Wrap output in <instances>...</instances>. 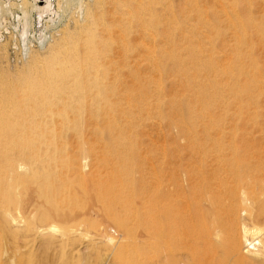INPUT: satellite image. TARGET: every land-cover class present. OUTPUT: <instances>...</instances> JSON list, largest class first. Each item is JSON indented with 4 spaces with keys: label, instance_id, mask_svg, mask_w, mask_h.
Returning <instances> with one entry per match:
<instances>
[{
    "label": "rangeland",
    "instance_id": "obj_1",
    "mask_svg": "<svg viewBox=\"0 0 264 264\" xmlns=\"http://www.w3.org/2000/svg\"><path fill=\"white\" fill-rule=\"evenodd\" d=\"M125 1L123 0H65V1L60 0L62 8L60 12H58V14L51 16L52 17L51 21L47 22L48 25L46 27L47 30H45L46 28L44 29L45 26L44 21L35 23V21H33V16L35 14L34 12H30V14L32 15V18L30 16V28L28 29L27 35L21 37L20 33L22 30L21 28H18V26L21 25L19 23L20 21L19 19L22 17V11L20 7H18L20 2L17 0H8L9 4L7 8L4 9L5 15H3V17H0V97L5 95L3 94V92L5 91L7 92V90H9L8 88H10L11 90L7 92V94L13 92L18 93L19 92L18 89L21 86H25L23 83H25L26 78H28L31 75L32 71L34 72L37 71L38 73L42 72L40 74L41 77L43 73L45 75V72L48 69V68L46 69L47 66L46 62L49 61V59L48 60H44V59L49 58L51 54L54 53V50L56 48L62 46H64L65 48H70V47L75 48L77 46L76 47L77 53L79 52L81 54V51H83V49L85 48L83 45L87 43L85 42V40H87L86 34L88 35L89 33H92V35L94 36L93 37L94 43L96 42L95 44L96 45L98 44L97 46H99L100 49H102V51L105 54L106 59H104L105 60L104 63L107 72L103 80L105 81V85L108 90L107 100L111 105L113 104V111L111 109L110 110L111 112H109L107 116L106 113L108 112V110L105 111L106 113L104 115V112L101 113L100 111L97 112L96 110H95L96 112H94V110L92 112L91 109L90 111L86 110L89 107L88 106L85 107L86 106L85 105L84 106L85 110L84 109L82 110L83 113L81 112V115H79V117H76V115L74 114L75 111H73V113L71 112V114H69L70 113L69 112L68 116L70 115L69 116L70 123H67L64 126L60 125L61 127L59 126V124L58 125L56 124V126H59L58 129L57 128L55 129L56 126L50 128L49 124L46 123L48 125L47 128L51 130V132L49 133L48 131H43L47 129L45 123H43L44 125L42 124V126L40 124L43 122V121L41 122V120H43V118H41V114L37 113L35 115V111L32 110L29 106L22 105L20 106V108L14 107L15 109L14 108L11 109L12 105H10L11 108L9 106L7 107L10 108V113H9L8 109L3 110L2 108L4 107L2 106L4 105H1L0 120L3 122V124L4 122L5 124L8 122L9 123L7 124L8 126L7 127L8 131H7L1 129L2 123L0 121L1 123L0 149L1 148L7 149L8 147V150L10 151L15 150L17 152L20 149L14 148L13 143L15 144L16 142H20L23 144V148H24L23 151H26L25 153L28 152L31 153L32 151L33 152L32 155L33 156L35 155V157L37 155L39 156L43 154L45 156H41V158L54 157L56 159L55 156L57 155V158H60V160L62 159L61 164L60 161H58L60 167H62V164L66 165L69 163L71 165L73 164L72 167L75 165L73 167V172L75 171L77 172L79 168L83 169V172H81V174L83 173L82 175L81 174L79 175V172L78 173L75 172L74 174L71 170V174L73 173L72 179L73 178L76 179H75V184L73 182L74 179L73 180L71 179V182L69 181V183L71 184L73 182L71 184L72 186L77 187L80 185V187L84 188L83 182L84 183L87 182L88 187L85 184L86 189L88 190L90 189L91 191L94 192H97V189H100V191L103 190L102 191L104 198L103 202L105 203L106 202L108 203L110 201L111 195L113 193L122 189L130 188V191L133 192L135 191L134 192L135 194L137 192L138 193L137 195L139 196L142 195L146 197L147 196L146 191H148V188H150L149 185H151L150 182L152 180L150 179H152V175L157 174V176H160L161 173L163 174V172L164 174L166 172L168 173L170 172L169 173L170 175L174 173L172 176L176 175L175 176L176 178L171 176L174 182L179 181L178 183H182V184L184 183V181L187 180V176H189V174H192V178L195 175H197V172L198 174L201 172L200 174L203 173L208 175L209 173L211 175L212 169L216 167L215 163L217 161L214 156L218 155L216 152L218 149H219L218 151L219 155L222 152L223 156L227 154V156L225 155V157L227 158L228 156L231 157L230 156L231 153L234 154L235 158L233 157V160L234 161L237 160L238 163L241 165L246 164L248 162L246 166L244 165V167L243 166L241 167L244 169L245 167H248L246 169L251 174L260 176V174L258 173H261V171L260 172L258 171L259 168H256L257 169L256 170L255 166L262 167V165L260 164L261 162L260 160H262L263 151H264V132H263L264 109H262L264 108L263 106L264 98L261 95L262 88H261V78H260L262 77V73L264 70V0H141L142 2L140 0L139 1L132 0V2L131 0H125ZM129 1L130 4H128ZM133 2H136L137 4ZM144 2H146L147 4ZM125 3L126 6L128 5V8H124L123 5H125ZM129 6L131 7V9ZM137 6L138 8L136 9ZM140 6L141 8L142 7L143 8L141 9ZM29 8L31 9V7L29 6L25 8L26 11L28 9L27 12L30 11ZM120 9L121 10L123 9L122 12L125 10L127 15L130 14L129 13L130 11L135 12L138 9L140 10L136 12V14L140 12V14L138 13L140 16L136 15L134 12L130 14L131 16L134 13V15H132L133 22L130 24H127L128 22L125 23L128 25V28H126L128 29V31H125L126 29L124 30L122 28L125 32L119 30L120 26L121 27L124 26V28L127 27L126 25H124V23L122 24L120 22L121 19L119 16L121 15L120 13H122L120 12L121 11ZM153 10L155 11L153 12ZM117 12L119 13V16ZM148 12H152V13L148 15L149 14ZM142 14L144 15L146 14L148 17L150 16L149 18L151 20L153 19V21L151 22L152 23L154 22L153 24L155 28L153 26L152 27L153 30H151L152 28L151 29L147 28V29L151 31L152 34H154L156 37L153 39L155 41L152 40V42H155L154 46L152 42H151L152 45L150 44L149 41L150 39H148V37L146 36L147 29L145 28V26L148 27V25L144 24L145 26H143V23H141L142 25H140L139 23L144 19ZM147 16H146L147 18L146 21H144L145 20L144 19L143 22L148 23L150 21ZM152 16L153 17L156 16V18L155 17L152 18ZM157 16L159 17L158 19ZM138 17L140 18L139 21L137 20ZM118 23L119 25L120 24L121 25L119 26ZM98 24L99 26H97ZM32 25L34 28H32ZM130 25H131V30L129 29ZM117 32H121V34L129 32L128 34L126 33L127 36L129 35L128 39L126 38L124 39L125 34L119 35L120 37L123 36L122 38H119L121 41L122 39L124 40L121 43L125 42V44L127 45L129 42L127 47L125 44L124 45L122 44L123 46H125L124 47L125 51L120 49V47L123 48V46L120 45V41L119 39H117L119 37ZM142 32L144 33V37H142L143 36ZM41 34H43L44 36ZM95 35L97 37H95ZM101 46L104 47L102 48ZM146 46L149 49L154 47L152 53L153 52L155 53V57L153 58L154 61H152V65L151 63H149L151 62L150 61L151 57L149 56L148 58L149 53H146L147 51ZM166 49L168 52L166 51ZM170 50L173 52H171ZM160 51L163 55L160 53ZM124 53L125 55H123ZM80 56H82V54ZM33 58H37L38 60L40 61L42 60V61L37 64L38 69H33V70L30 69V71H28L30 67L29 62ZM182 58L185 64L183 63ZM191 62L194 63L196 62L198 65L197 75H199L198 76L199 78H195V79H199V80L201 79V83L202 81H204L203 83H205V81L208 78L211 80H216L217 82H219L221 79L222 82L228 84L227 87L228 89H231L233 85L231 87L229 85L234 83L235 87L233 88L235 89L233 88L231 90H228L227 88H223V89L217 88V89H219L218 90L219 93L221 92L223 94L221 96L223 98L227 96L230 102L233 100V95L235 94L234 92H236L238 99L234 101H237L235 103H238L242 100V102H244L241 103L243 106L242 107L243 110L241 108L238 109L235 106H234L235 109H230L233 106H229V108L227 107L225 108V106L220 107V105L218 107L215 106L212 109H203V110L195 109L197 108L196 107L197 104L196 103L194 104V102L196 101H193V98L190 99V96L188 97V95L192 91V88L190 89L189 87L185 86L187 82L194 81V80L192 81L190 77L188 78L186 76V74L188 73L190 74L192 72L189 69L190 68L189 66H191ZM180 63L182 64L181 67L179 65ZM184 65H186V67ZM181 68H183L182 70L184 71V73L182 72ZM47 74L48 71L46 72V75ZM183 74H185L184 76L188 80L185 81ZM154 78L160 79L161 83L159 84L160 86L158 85L159 88H157V90L160 91V96L161 94L162 96L164 95L163 97L167 95L166 96L167 98L166 97L164 98L166 100L163 101L162 98L161 100H158L160 101L158 104L160 107H158L156 104L158 103V101L155 99L156 103L153 102L154 99L151 97L152 95L154 97L156 95V93L152 94L151 92L152 91L151 89L153 87H154L153 90L155 89V92L157 93L159 92L156 91V86H154L155 84L153 85V82L155 80ZM12 88H14V90ZM15 89L18 91L16 92ZM207 89H209L207 90L208 92L210 93L213 92L212 88L209 87ZM146 90L148 91L146 92ZM140 91L141 92L143 91L142 92L143 94H141ZM226 92H229V96L228 93L226 95ZM192 94L193 93L191 92V95ZM20 95L21 94H18L17 97ZM180 96L182 97L179 98ZM230 97L232 98L231 100ZM3 98L5 97H1L0 100L1 99L3 100ZM176 100L178 102L182 101L181 103H179L181 106L175 102ZM185 102L186 103L188 102L191 105V107H195L193 110L189 109L191 111L190 112L191 114L189 112L187 113L184 110H183L184 113L182 111L181 113H179L180 109L181 110L185 109V104H186ZM152 103L156 104L155 106L158 107L157 108L158 110L157 109L155 110L156 108L155 106H154L155 108H153L154 104ZM160 103L162 104L160 105ZM151 105L152 108H150ZM142 107L144 108V110L142 109ZM131 110L133 111L131 112ZM196 110L201 111V113L197 112ZM206 110L209 111L210 113H207ZM154 111L157 114H155ZM128 113L130 115H128ZM182 113L184 116L188 114V116L185 117L186 121H183L185 119L182 117ZM148 114L150 116H148ZM71 115L75 117V120L74 117H72ZM180 115L183 120H180L179 117ZM190 115L194 116V118L191 117L189 119ZM195 115L197 118L195 117ZM203 115H205V117ZM208 116H212V117H209L210 118L209 119ZM3 117L5 118L3 119ZM203 117L206 118L207 121L206 119L204 120ZM125 118L128 120V123ZM104 119H106V121L107 120L110 121V123L108 124L110 125V128L115 126L113 122L114 123L117 122L116 125L118 126H115L116 130L113 131L114 136H116L115 138L117 140L116 139L113 140L112 138L109 139L114 141V142L111 141L114 145L113 144L111 145V142L108 141V138L106 136L108 134L107 132H109L110 129L107 128L108 125L107 123L105 124ZM195 119L196 121H193ZM210 120H212L211 121L212 124L210 123ZM201 121L202 123H200ZM203 122L206 123V128L204 125L205 123ZM183 123L188 124V127L187 126L185 127ZM192 123L194 124L200 123V124L197 125L195 124L194 126V124ZM104 124L106 126H103ZM13 125H15L16 128H14ZM9 126H12L13 129L12 131ZM14 129L15 132H13ZM59 129L62 130L60 131ZM52 130L56 131L55 132L56 137L54 136L55 133ZM37 131L40 133L36 134ZM47 132L49 133V135L52 133V136L50 135L51 137L50 139H47L49 138ZM119 132L120 133L122 132L121 133L122 135ZM128 132L131 133L129 134ZM42 133L45 135H43ZM103 133L106 134L104 135ZM123 133L125 135H123ZM120 135L123 136V138L126 135L128 137L130 136L129 138L131 139H129L126 136L125 139L128 138L126 141L125 139L121 138ZM122 140H124V142ZM129 141H131L130 145H128ZM4 143L7 144V145L5 144V148L2 147L4 146ZM10 143L12 144V147L8 146L11 145ZM25 146H29L30 148L29 147L25 148ZM31 146H33V148ZM20 148H22V146H20ZM28 148L31 151H29ZM25 149H27L28 152ZM50 150L51 151L54 150V151L51 152ZM40 151L41 153L39 154ZM49 152L51 155H49ZM83 152L86 153L83 154ZM24 155H20L22 158L21 161L24 162L25 160L24 163L27 164L28 158L26 157L28 155L27 154L25 156ZM235 155L237 156V158ZM13 156L17 157L18 154H15ZM199 158H201V163H199L200 162ZM242 159L244 161H242ZM218 162L216 163L217 166H218ZM84 164L87 167H84ZM212 164L214 165V167H212L213 166ZM249 166H251V168H249ZM252 166L254 168L253 171L251 170ZM111 168L115 170H112ZM183 170L185 171V173ZM209 170L211 171L209 172ZM153 171L155 174L153 173ZM254 171L256 173H253ZM23 174H21V182L25 181L26 179L25 177H27L26 172ZM110 174L111 177H109ZM75 175L76 177H74ZM76 180H78L79 182L78 181L76 182ZM80 180H82V182ZM80 182L82 185L80 184ZM130 184L132 188L131 186H129ZM26 186L23 184L22 187H24V189L20 186L21 189L20 190L21 193L19 192V195L21 196V197L19 196L21 198L20 200L23 199L22 201H24V203H28L27 205H30V203L34 204L36 202H41V199H39L38 197L40 193L38 192L37 189H35L36 185L32 184V186L35 187L34 188L35 190H33L34 192L31 191L30 189L32 188V186H30V188L29 185L28 187ZM25 188H29L30 190ZM44 188L42 190L46 192L48 189L47 187ZM23 191H25L26 193ZM35 196L37 197L35 198ZM90 196L88 198L89 202L91 201V203L95 205L94 202L95 200H92L93 196H91V199ZM56 198L62 199V197L60 196H57ZM59 201L57 202V200H55L50 203H44V202L36 203V206H34L35 209L33 208L35 212L33 210H31L33 211L31 213L30 211L25 212L24 217L27 216L29 217V219L27 218L24 223L25 227H23L22 230L24 229L25 230L23 231L24 233L20 235V241L18 239V245L20 248L19 250L20 254L18 260L20 264L23 263L24 264H57V263L60 264V261L62 264H85V263L113 264L116 258H119V260L121 261L124 259V255L127 256L129 253H138V251L140 253H143V251H146L148 249V244H146L147 240L145 238V235L143 234L144 231L140 230L142 228L140 227L138 228L137 225L138 219H139L138 221H140L138 224H140L141 222L143 223H141L140 225L145 226L147 224L148 208L146 206V203H144V205L142 206L139 205L137 207L138 212L136 211L135 214L134 212L119 214V216H121L122 219H127L129 223L130 222L133 223L130 224L131 226L133 225L132 226L133 232H135L133 233V235L131 236L129 235L130 237L129 236L120 237L121 236V235L119 236L120 232L118 228L115 226V224L114 223L112 224V221L110 219L111 217L110 218L107 217L108 213H115V211H113L112 209H110L109 211V209L106 207L105 210L104 208L101 209L99 207L100 209H98L95 207V210H93V212L92 210L91 211L89 210L92 207H89L88 209L89 211L86 210L88 212V213L86 212V214L88 215H85L84 217L86 221L78 220L67 223H64L63 221L62 224L60 223L61 221L60 222L57 221L58 223L56 221L54 222L49 221L48 223H45L43 220H41L42 211L43 213H45L47 211L46 208L49 204L52 205V206L51 205L48 206L50 207V209L52 207L56 208L60 206ZM43 203L44 205L46 204L48 205H46V207L43 208L42 207L43 205L40 206ZM37 204L39 205V207ZM37 209L40 210L37 211ZM26 213L28 214L26 215ZM240 214L241 215L239 216V223H240L239 226H241L242 223H245L246 225L252 224L250 220H247V215H246L247 213L245 214L246 216L243 215V213ZM135 215L138 219L135 217L136 221L135 220L133 221H135L136 223L131 220L134 218ZM240 220L242 223L240 222ZM31 221L34 223H32ZM27 224L28 225L30 224L29 226L35 228V230L33 228L30 229V227ZM135 225L137 226V228L135 227ZM39 226H56V227L58 226L59 228L57 227L55 231L60 232V234H63L62 232L64 231H65L64 233L66 234L67 232L72 231L74 229L77 230L80 229V230L76 235L77 237L71 236V238L66 237L65 234L60 235L59 233L56 234L53 233V235L55 234L56 236L58 234V238H56V236L51 235L52 233L50 232L44 231V233H42L41 230L42 229L45 230V229L44 227L39 229ZM71 227L74 228L71 229ZM134 227L137 229V231H135L136 229ZM1 229L2 228L0 226V233H1L0 264H5V263L8 264L7 260L9 257L7 256L9 255L10 249L7 248L8 246H6L7 237L5 233L1 232L2 231ZM27 229L28 230L30 229L29 231H33V230L34 231L29 232ZM38 229L40 230V232ZM86 233L88 234L86 235ZM94 234H96L97 236H95ZM43 235H45V237ZM107 235L113 236L116 239V241L119 240L117 248L114 249L110 244H107L105 242L104 237H106ZM134 235L137 236L133 237ZM93 236L95 238L97 237V239L99 240L97 239L95 240ZM118 236L120 238H118ZM54 237L56 238L55 241H54L55 239ZM57 239L59 240L57 241ZM67 239L70 240L68 241ZM48 240L51 241V244L48 243L49 245L45 243ZM42 244L43 245L46 244V246L48 245V247H46L45 245L43 246ZM61 244L63 246H61ZM241 247L244 248L245 245L242 244ZM70 249L73 251H71ZM112 253L113 254L117 253L116 257ZM120 253H122L123 256H120ZM107 257L109 259H107ZM119 260L117 259L114 263L119 264ZM235 262L233 260L227 259V262L225 264H239Z\"/></svg>",
    "mask_w": 264,
    "mask_h": 264
},
{
    "label": "bare ground",
    "instance_id": "obj_2",
    "mask_svg": "<svg viewBox=\"0 0 264 264\" xmlns=\"http://www.w3.org/2000/svg\"><path fill=\"white\" fill-rule=\"evenodd\" d=\"M17 1L20 2L18 7H20V9L22 11V17L19 19L20 23H21V20H22L21 24L23 26L22 31L20 33L21 37H24L25 35H27L28 29L30 28V16L32 18V15L30 14V12H34V14H35L34 15L35 18L33 16V21H37V22L44 21V24H45L44 29H45L48 26L47 22L51 21V18H52L51 16H54V15L58 14V12H60V10L62 8L60 0H17ZM27 1H29V2H27ZM123 1H125V0H123ZM131 2H132V0H131ZM133 3L137 4L136 2H133ZM144 3H146V2H144ZM151 3H152V1H151ZM123 4H124V2H123ZM128 4H130V1H129ZM28 6L31 7V9L29 8L30 9L29 12H27L28 9H27V11L25 9ZM123 6H124V8H128V5L126 6V3ZM148 6H150V5H148ZM152 6H154V5H152ZM55 7H56V10H55ZM137 8H138V6L136 7V9ZM140 8H141V6H140ZM130 9H131V7H130ZM152 9H154V8H152ZM122 10L120 12H122ZM137 11H135V12L132 11V12H134L136 14ZM154 11L155 10H153V12ZM132 12L130 11L129 13L131 14ZM134 13L132 15H134ZM138 13L140 14V12H138ZM138 13L136 15H139ZM148 13H149L148 15H150L152 12H148ZM120 14L121 15L119 16V13H118V16L121 19L120 22L122 24L124 23V25H126L127 27H125V28H124V26L121 27L120 26L121 24L119 25V23H118V25L121 28V29L119 28V30L122 31V32L128 31V29H126V28H128L127 24H130V23L133 22V19H132L133 16L132 15L130 16V14L127 15L125 10L122 13H120ZM142 15H143V18L145 19V20L144 19L143 20L146 21V19H147L146 16L147 15L146 14L145 15L142 14ZM136 17H134V18H136ZM154 17L156 18V16H154ZM154 17L152 16V18H154ZM158 18L159 17L157 16V19ZM44 19H46V20H44ZM137 20L139 21L140 18L138 17ZM143 20L140 21L139 23H140V25H142L141 23H143V26H145L147 24L148 27L145 26L146 29L147 28L151 29L154 26V24H153L154 22L153 23L151 22V21H153V19L151 20L149 18L150 21L148 23L147 22H143ZM97 22H100V21H97ZM125 23H127V24H125ZM252 24H253V21H252ZM97 26H99V24ZM122 28L124 30L125 29L126 30L124 31ZM154 28H155V26H154ZM129 29L131 30V25H130ZM148 29L146 30V32H147L146 36L148 37V39H150L149 40L150 44L152 45V43H153V46H154L155 42H152V40L154 38H156V37ZM45 30H47V28ZM151 30H153V28ZM117 33H118V36L121 34V32H117ZM126 33H124L125 35L121 34V35H124V39L125 38L128 39V37H129V35L127 36ZM41 35H43V34H41ZM86 36H87V38H86L87 40H85V42H87V43H85L83 45L85 48L83 47L84 49H83V51H81L82 56H80L81 54L79 52L77 53V48H76L77 46L75 47L76 49L73 48V47L72 48L71 47L70 48H65L64 46L58 47V48H56L54 50V53L51 54V56L49 58L44 59V60H48L49 59V61L46 62L47 66H48V67L46 66V69L48 68L47 69V71H48L47 75H46L47 71L46 72L43 71V72H45V75L43 73L42 77L40 75L42 72L38 73L37 71L36 72L32 71L31 75L28 78H26L25 83H23L25 86H21L22 85L21 84L20 85L21 87L20 88L18 87L19 88L18 89L19 90L18 93H14L13 92L14 94L13 93H8L7 94V92H9L11 89L8 88L9 90H7V92L4 90L6 93L3 92V94H5V95L1 96V97H5V98H3V100L1 99L2 101L0 100V103H2V104H0V106L4 105L2 107H4L5 109L4 108H2V109L3 110H7L8 109V112L10 113V108H11L10 105H12L11 109H13L14 107L15 108H20V106H22V105L23 106H29L32 110L35 111V115L37 113L41 114V118H43V120H41V119L40 120H41V122L42 121L43 122L40 123V124L42 126V124L45 123L46 128L48 127V125L46 123L49 124L50 128L53 127V126H56V124L57 125L59 124V126L60 125L64 126L67 123H70V117H69L70 115L68 116V113L70 112L69 114H71V112L73 113V111H75L74 114L76 115V117H79V115H81V112L83 113L82 110L84 109L85 105H86L85 107H87V106L89 107L86 110L90 111V109H91L92 112H93V110H94V112H96V111L97 112L100 111L101 113L104 112V115L106 113L105 111H107V110H108V112L106 113V115L109 114V112H111L110 111L111 109L113 111V104L111 105L109 103V101L107 100V95H108L107 92H108V90L106 88L105 81L103 80V78L105 77V74L107 72L106 69H105V63H104L105 62L104 59H106L105 58V54L102 51V49H100V47L97 46L98 44L96 45L95 44L96 42L94 43V41H93V37L94 36L92 35V33H89L88 35L86 34ZM95 37H97V36L95 35ZM122 37L119 36L117 39L122 38ZM142 37H144V33H143ZM113 38H114V36H113ZM94 40H95V38H94ZM119 41H120V45H122V44L124 45L125 44V42L121 43V42L124 41L123 39H122V41L119 39ZM153 41H155V40H153ZM169 41H170V39H169ZM128 44H129V42H128ZM62 45H63V43H62ZM127 45H126V47H127ZM240 45H241V43H240ZM101 47L103 48L104 46H101ZM124 47L125 46H123V48ZM148 47L146 49L148 52L146 51V53H149L148 58H149V56L151 57V60H150L151 62H149V63H151V65H152V61H154L153 58L155 57V53L154 52L152 53L154 47L151 48V46H150L151 49H149ZM123 48L120 47L121 50L125 51V48L124 49ZM128 50H127V52H128ZM166 51H167V49H166ZM127 52H126V54H127ZM171 52H173V51H171ZM121 53H123V52H121ZM160 53H161V51H160ZM123 55H125V53ZM182 60H183V58H182ZM41 61L38 60L37 58H33L29 62V66L30 67H29L28 71H30V69H32V70L33 69H38L37 64L39 62H41ZM181 63H182V61H181ZM181 63L179 64L180 67L182 65ZM183 63H184V60H183ZM209 63H211V62H209ZM184 66L186 67V65H184ZM189 67H190L189 69L192 72L190 74L189 73L186 74V76L188 78L190 77L192 79V81L193 80L194 81L193 82L189 81L190 83L187 82L186 85H185V83H186L185 82L184 85L189 87L190 89L192 88L191 92L193 94L191 95V92H190V94L189 95L187 94V95H188V97L190 96V99L193 98V101H196V102H194V104L195 103L197 104V106H196L197 108L191 107V105L188 102L187 103L185 102L186 104L185 103L184 104H185V109L186 110L185 109H182V110L180 109L179 113H181V111L183 112V110L186 111L187 113L188 112L190 113L191 111L189 109L193 110L194 108L197 109V110L212 109L213 107H215V106L218 107L219 105H220V107L221 106H225V108L226 107L229 108V106H233L230 109H235L234 106L236 108H238V109L239 108L242 109L243 106H242L241 103H244V102H242V100H241L240 102L235 103L237 101H234V100L238 99V97L236 95V92H234L235 94L233 93L234 94L233 95V100L231 102L229 101V98L227 96H225L224 97L225 99H224L221 96L223 94L221 92H220L221 94L219 93V91H218L219 89H223V88H227L228 87L227 83L222 82L221 79H220L219 82H217L216 80H211L209 78L205 81L206 84L203 83L204 81H202V83H201V79L200 80L199 79H195V78H199L198 77L199 75H197V73H198V65H197V63L196 62L195 63L191 62V66H189ZM183 68H181V70ZM212 70H213V68H212ZM158 71H159V69H158ZM128 72H129V70H128ZM182 72L184 73L183 70H182ZM188 72H189V70H188ZM131 73H132V71H131ZM184 75L185 74H183V76ZM159 77H160V75H159ZM184 78H185V76H184ZM260 78H261V88H262V94L261 95L264 98V70H263V73H262V77H260ZM157 79L154 80L153 85L155 84L154 86H156V91H159V90H157V88H159L158 85L161 82H160V79H158V80ZM108 80H110V79H108ZM186 80H188V79L185 78V81ZM172 83H174V82H172ZM229 86L230 87L232 86L231 89L233 87H235L234 83L229 85ZM209 87L212 88L213 92L210 93V92L207 91V90H209V89H207ZM153 88L151 89L152 90L151 91L152 94L156 93V95H155L156 98L153 95L152 96L150 95L154 99L153 102L156 103L155 99L158 101V100H161V98L163 99V101L166 100L164 98L167 95L165 97H163L164 95L162 96V94H161V96H160V91L157 93V92H155V89L153 90ZM217 88H219V89H217ZM12 89L14 90V88H12ZM231 89H228V90H231ZM233 89H235V88H233ZM18 90H16V92ZM147 91L148 90H146V92ZM142 92L140 91L141 94H143ZM227 93H228V96H229V92H226V95H227ZM3 94H1V95H3ZM18 94H21V95L17 97ZM231 95H232V92H231ZM182 96H180L179 98H181ZM131 97H133V96H131ZM114 99H116V98H114ZM231 99L232 98L230 97V100ZM151 101H152V99H151ZM159 102L160 101H158V103H156L158 107H160L158 105ZM175 102L178 103V105H180L179 103H181L182 101L178 102L176 100ZM171 103H173V102H171ZM152 104H154V103H152ZM156 104L153 105V108L156 107L155 106ZM161 104L162 103H160V105ZM8 106L10 108H7ZM263 106H264V104H263ZM158 107H156L155 110ZM150 108H152V105H151ZM142 109L144 110L143 107H142ZM145 109H148V108H145ZM262 109H264V108H262ZM115 110H116V108H115ZM150 110H148V111H150ZM163 110H164V107H163ZM11 111H13V110H11ZM19 111H20V109H19ZM132 111L133 110H131V112ZM197 112L201 113V111H197ZM206 112L210 113L207 110H206ZM183 113H182V117L185 119V117L188 116V114L186 116H184ZM46 114H48V115H46ZM149 114H151V113H149ZM149 114H148V116H150ZM155 114H157V113L155 112ZM128 115H130V114L128 113ZM133 115H134V113H133ZM209 115H211V114H209ZM4 116H6V115H4ZM42 116H44V117H42ZM176 116H177V113H176ZM203 116L205 117V115H203ZM72 117H74V116H72ZM179 117H180V120H183L181 118V115ZM191 117L194 118V116L190 115L189 119ZM195 117H196V115H195ZM206 117H207V115H206ZM209 117H212V116H208V118ZM4 118L5 117H3V119ZM205 119L206 118H204V120ZM74 120H75V117H74ZM76 120H77V118H76ZM102 120H103V118H102ZM104 120H105L104 121L105 124L107 123V125H108L110 123V121H108V120L106 121V119H104ZM112 121H114V120H112ZM126 121L128 123L127 119H126ZM183 121H186V119L183 120ZM193 121H196V119L193 120ZM206 121H207V119H206ZM211 121L212 120H210V123L212 124ZM1 123H2L1 129H4V130L8 131L7 124L9 122L6 123V124L4 122V124H3V122L1 121ZM54 123H55V125H54ZM180 123H182V122H180ZM200 123H202V121ZM200 123H197V124H200ZM203 123H205V122H203ZM105 124L103 126H106ZM113 124H115V126H118V125H116L117 122L116 123L113 122ZM192 124H194V123H192ZM195 124H194V126H195ZM122 125H123V123H122ZM124 125H126V124H124ZM183 125H185V127L186 126L188 127V124H184L183 123ZM204 125H205V128H206V123ZM59 126H56L55 129L56 128L58 129ZM115 126L111 127V128H110V125L107 126V128L110 129V131L107 130L109 132H107L108 134L106 136L108 138V141H110V142L116 139L115 138L116 136H114V132H113V131L116 130ZM9 127L11 128V131H12L13 130L12 126H9ZM13 127L16 128L15 125H13ZM132 127H133V125H132ZM70 128H72V127H70ZM190 128H191V126H190ZM59 130L61 131L62 129H59ZM40 131H42V130H40ZM43 131H48L49 133L51 132V130H49L48 128L46 130H43ZM63 131H64V129H63ZM13 132H15V129H14ZM19 132H21V131H19ZM48 132H47V134H48L49 138H47V139H50L51 138L50 135L52 136V133L49 135ZM53 132L55 133L56 131H53ZM37 133H40V132L37 131L36 134ZM61 133H63V132H61ZM124 133H123V135H125ZM128 133H126V134H128ZM45 134H46V132H45ZM45 134H43V135H45ZM103 134H102V136H103ZM55 135H56V133L54 134V136ZM48 136H46V137H48ZM125 137L123 138V136H121V138H123V139H125ZM111 138L113 140H109ZM127 139H125V140L127 141ZM129 139H131V138H129ZM122 141L124 142V140H122ZM130 142L131 141H129L128 145H130ZM115 143H117V142H115ZM5 144L6 143H4V146H2V147L5 148ZM112 144L113 143L111 142V145ZM13 145H14V148H17V149H20V150H18L17 152L15 150L10 151V150H8V147H7V149H3V148L0 149V226L2 228L1 232L5 233V235L7 237V238L4 237L7 240V242H6L7 245L6 246H8L7 248L10 249V252H9L8 256H7V253H6V256L9 257L8 260H7L8 264H20L19 260H18L19 259V254H20V251H19L20 248H19V245H18V239L20 241V235L22 233H24L23 231L25 230V229L22 230V228L25 227L24 223H25L27 218L29 219V217H27V216L24 217L25 216L24 215L25 212L26 211L27 212L30 211V213L33 212L34 209H35L34 206H36V203H41V202L50 203V202H53L55 200H57V202H58L60 198L57 199L56 198L57 196L62 197V199H60V201H59L60 202V206H58L56 208L52 207L50 209V207H48V206L51 205V204H49V205L46 204V205H48L47 208H46L47 211L45 213H43V211L41 210L42 211L41 220H43L45 223H48L49 221H53V222L54 221H56V222L57 221H59V222L61 221L60 223H62L63 221H64V223L71 222V221L72 222L73 221H78V220L81 221V220H85L84 219L85 215H88V214H86V212H87L86 210H88L89 207H92L91 209H89L90 211L92 210V212H93V210H95V207L98 208V209L104 208V210L106 208H108L109 211H110V209L115 211V213H108L107 217H109V218L111 217L110 219L112 221V224L114 223L115 226L118 228V230L120 232L119 233V236L121 235L120 237H122V236L125 237V236H129V235L131 236L135 232H133V227H132L133 225L131 226V224H130L132 222L129 223L127 219H122L121 216H119V214L120 213H133V212L135 214V212L138 210L137 207L139 205L142 206V205H144V203H146V206L148 208L147 224L145 226L140 225L143 222L138 224L140 221H138L139 219L136 217V215L131 220L133 221L136 218L138 219L137 220V222H138L137 225H138V228L139 227L142 228L140 230L144 231V233L143 232L142 233L145 235V238L147 240L146 244H148V249L146 248L147 250L143 251V253H140L138 251V253H129L127 256L124 255V259L121 260V261L119 260V258H116V260L117 259L119 260V264H225L227 262V259L228 260L229 259L233 260L234 262L236 261L239 264H264V151H263L262 160H260L261 162L258 160L260 162V164L262 165V167H259V166L256 167L255 166V169L256 168L262 169V170L258 169L259 172L261 171V173H258V174H260V176L251 174L246 169L248 167H245L246 170L241 167V166L244 167V165L246 166L248 162L246 164H242L241 165V164L238 163L237 160H236L237 162L233 160L234 154L231 153V155H230L231 157L228 156V158H227V157H225V155L227 156V154H225L223 156L222 152L219 155V153H218L219 149H218L216 151L218 155L214 156L216 161L217 162L219 161L218 162V166L216 165V163H217L216 161H215L216 162L215 163L216 167H214L213 164H212L213 166L211 165L212 167H214L212 169V171L209 170V172L210 171L212 172L211 175L208 172H207L208 175L203 174V173L200 174L201 172L198 174V172H197V175L194 174L196 177L193 175L194 177L192 178V174H189V176H187V180L184 181V183L182 184V183H178L179 181L178 182H174V180L172 179V177L176 176V175L172 176L174 173L172 175H170L169 174L170 172L169 173L166 172L165 174L163 172V174L161 173L160 176H157V174L156 175H152V179H150V180H152L150 182L151 185H149L150 188H148V191H146L147 194L145 193L147 195L146 197H144L142 195L141 196L137 195L138 194L137 192L135 194L134 193L135 191L134 192L130 191V188L129 189H122V190H119V191H116L115 193H113L111 195L110 201L108 203L107 202L105 203V202H103V199H104L103 198V193H102L103 190L100 191V189H97V192L91 191L90 189L88 190L85 187V184L88 187L87 182H85V183L83 182L85 189L80 187V185L77 186V187L72 186L71 184L73 182L75 184V179L76 178H73L74 181L71 184L69 183V181L71 182V179L73 177V173L75 174V172H76L75 169H74L75 172H73V167L75 165L72 167L73 164L71 165V164L68 163L66 165L62 164V167H60V165L58 164L59 163L58 161H60V164H61L62 163V159L60 160V158H57V155L55 156L56 159L54 157H44V158L42 157L41 158V156H45L43 154L39 155L40 157L38 155L35 157V155L34 156L32 155L33 152L29 149L30 145L29 146H25V148L29 147L28 149H29V151H31V153L28 152L27 149H25V150H27L28 153H25L26 151H23L24 150L23 144L20 143V142H16L15 144L13 143ZM8 146L12 147V144L8 145ZM20 146H22V148H20ZM33 146H31V147L33 148ZM53 151H51V152H53ZM40 153H41V151L39 152V154ZM56 153H57V151H56ZM84 153H86V152H83V154ZM15 154H18V156L17 157L13 156ZM24 154L28 155L26 157V158H28L27 159V164L24 163L25 160H24V162L21 161L22 158H21L20 155H24ZM49 155H51L50 152H49ZM202 156H204V155H202ZM236 158H237V156H236ZM199 159H200L199 163H201V158H199ZM224 161H225V163H224ZM242 161H244V160L242 159ZM68 162H69V160H68ZM85 164H84V167H87ZM253 166H254V164H253ZM253 166H252V169H251L252 171L254 169ZM212 167H210V168H212ZM249 168H251V166H249ZM71 170L73 172L72 174H71ZM112 170H115V169H112ZM22 172L23 173L26 172V176L27 177H25L26 179H25V181H23L25 183L21 182V174H23ZM78 172H79V175H80L81 172H83V169L79 168L76 173H78ZM153 173H154V171H153ZM184 173H185V171H184ZM253 173H256V172L254 171ZM178 176H180V175H178ZM74 177H76V175ZM109 177H111V174H110ZM117 177H118V175H117ZM22 178H24V177H22ZM183 179H185V178H183ZM83 180H85V179H83ZM77 181L78 180H76V182ZM80 181L82 182V180H80ZM81 182H80V184H81ZM22 183L25 186L27 185L26 187H28V185H29V188H30V186H32V184L36 185V188L32 186L33 189L32 188H30V189H31V191H33L35 189L38 190L40 195L39 196L37 195V196L39 197V199H41V202H36L35 201L36 202V203H34L35 205L32 204V203H30V205H27L28 203H24V201H22L23 199L20 200L21 196L19 195V192L21 193L20 186L21 187L23 186ZM129 186H131V184ZM44 187H47V189H48L46 192L44 191L45 190ZM22 188L24 189V187H22ZM29 188H25V189H29ZM43 188H44V190H42ZM89 188H90V186H89ZM126 188H127V186H126ZM131 188H132V186H131ZM133 190H134V188H133ZM42 191H43V193H42ZM23 192H25V191H23ZM59 192H61V193H59ZM35 193H34V195H35ZM90 194H91V196H93L92 200H95L94 201L95 205L93 203H91V201L89 202L88 198H89ZM143 195H144V193H143ZM37 196H35V198ZM91 196H90V199H91ZM144 198H145V200H144ZM44 203L40 205V206L43 205L42 206L43 208L46 207V205H44ZM92 205H94V206H92ZM38 207H39V205H38ZM30 208H32V209H30ZM147 208H146V210H147ZM48 209H50V210H48ZM31 210H33V211H31ZM39 210L37 209V211H39ZM240 213H243V215H245L247 213L246 214L247 215V220H250L252 222V224L251 225H246L245 223H242L241 220H240V222L242 224H241V226H239V224H240L239 223V216L241 215ZM27 214L28 213H26V215ZM135 221H133V222H135ZM32 223H34V222H32ZM79 224H82V223H79ZM29 227H30V229L33 228L31 226H29ZM42 227H44V229H45V230H43V229L41 230L42 233H44V231H45V232L52 233L51 235H53V233H55V234L59 233L60 234V232H56L55 231V229L58 226L57 227L56 226H39V229L42 228ZM135 227L137 228L136 225H135ZM73 228L71 227V229H73ZM76 228H78V227H76ZM33 229L35 230V228H33ZM79 230L80 229H78V230L74 229L72 231H69L70 233L66 231L67 232L66 234L64 233L65 232L64 231V232H62L63 234H60V235H64L65 234L66 237H69V238H71V236L77 237L76 235L78 234ZM33 231H29V232H33ZM135 231H137V229ZM39 232H40V230H39ZM88 233H90V232H88ZM88 233H86V235ZM0 235H1V233H0ZM94 235L97 236L96 234H94ZM108 235L106 237H104L105 238V242L107 244H110L112 246V248H114V249L117 248L119 240L116 241V239L113 236H108ZM43 236L45 237V235H43ZM119 236H118V238H120ZM136 236L134 235L133 237H136ZM56 238H58V234H57ZM56 238L54 239V241L56 240ZM89 238H92V237H89ZM93 238H95V237L93 236ZM100 238H102V237H100ZM96 239H97V237L95 238V240ZM58 240L59 239H57V241ZM97 240H99V239H97ZM48 241H50V240H48ZM48 241H46L45 243L46 244H48V243L51 244V241L50 242H48ZM21 243H22V240H21ZM56 243H59V242H56ZM46 244H44V245L46 246ZM242 244L245 245L244 248L241 247ZM48 245L46 247H48ZM61 246H63V245L61 244ZM72 247H69V248H72ZM87 247H88V245H87ZM51 249H52V247H51ZM71 251H73V250H71ZM144 253H146V254H144ZM121 254L122 253H120V256H123V254L122 255ZM113 255L116 257L117 253L116 254L114 253ZM50 258H51V256H50ZM107 259H109V258L107 257ZM114 262H113V264H115ZM110 263H111V261H110ZM60 264H62L61 261H60ZM116 264H118V263H116Z\"/></svg>",
    "mask_w": 264,
    "mask_h": 264
},
{
    "label": "built area",
    "instance_id": "obj_3",
    "mask_svg": "<svg viewBox=\"0 0 264 264\" xmlns=\"http://www.w3.org/2000/svg\"><path fill=\"white\" fill-rule=\"evenodd\" d=\"M8 4H9L8 0H0V17H3V15H5L4 9L7 8ZM19 23H20V21H19ZM35 23H38V22L35 21ZM21 26H22V24L19 25L18 28H21V30H22ZM32 28H34L33 25H32Z\"/></svg>",
    "mask_w": 264,
    "mask_h": 264
}]
</instances>
